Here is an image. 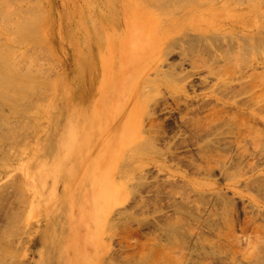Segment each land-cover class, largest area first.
Masks as SVG:
<instances>
[{
	"label": "rangeland",
	"instance_id": "374dc122",
	"mask_svg": "<svg viewBox=\"0 0 264 264\" xmlns=\"http://www.w3.org/2000/svg\"><path fill=\"white\" fill-rule=\"evenodd\" d=\"M8 1L16 55L29 43L51 75L74 74L78 35L100 32L75 88L43 97L38 158L0 161V229L21 202L7 182L30 167L31 235L7 263L264 264V0H114L98 32L96 0ZM66 213L72 232L101 238L93 262L72 237L64 255L35 249L37 230Z\"/></svg>",
	"mask_w": 264,
	"mask_h": 264
},
{
	"label": "bare ground",
	"instance_id": "6f19581e",
	"mask_svg": "<svg viewBox=\"0 0 264 264\" xmlns=\"http://www.w3.org/2000/svg\"><path fill=\"white\" fill-rule=\"evenodd\" d=\"M96 1L97 2L95 3H97V5L95 6V3H93V6L90 5V11H88L90 15V17L88 18L89 19L88 23L93 20L92 21L93 23L92 22L91 23L95 25V26L93 25L94 27L92 26L94 28V29L92 28L93 32H95V30L98 32L99 30L97 29H100L101 27L103 28L107 27L106 18H109L111 16L110 13L111 14L113 13V12H110L111 11L110 9L112 8L110 6L116 3L114 2V0H96ZM111 1H112V4H111ZM116 1L118 2V0ZM164 1H169V0H164ZM124 2L125 1H123V4ZM160 3L162 4L163 1ZM104 8L107 9L106 13L104 12V14L110 15V16L105 17L103 15H100V10L102 9L105 10ZM112 10L114 11V9ZM9 14H10L9 1L0 0V32H1V35H3V37L6 39L5 42L7 44V49L4 50V53H0V161H1V165L4 166V168L6 167L8 169L11 165L17 164V162L20 161L21 159L23 160L24 157L27 156V154L28 156H30L29 158H32V159L38 158L39 153L37 152V146L40 142V137H38L37 134L41 130V128L39 129V127L37 126V123H39L37 122L38 121L37 118L40 116L38 115L39 113L38 110H40L43 107L44 101L46 102V100L48 99L47 93L50 94L51 92H53L54 94L53 93L52 94L58 97L60 93H64L66 89H68L67 82L69 84V88H72V89L73 87L75 88L77 81H75L74 78L80 79L81 71L79 69L87 66L86 64L87 60L84 57L85 46L88 41L89 42L93 41V37H94V43H95V40L96 39L98 40V38L95 37V34H98L100 32V31L98 33L95 32L94 36L90 37L89 39H88L89 35H87L85 31H84L85 34L83 33L79 34L81 36L78 35V42H77V48H76L75 54L73 53L71 57L72 65L74 64L75 59H76L75 73L74 74L71 73L72 75H67L63 77L62 75L57 74L59 72H56L54 75L55 76L58 75V77H54V75H51L53 73L51 66H50V69L46 71L48 68L45 67L46 68L45 69L43 65L40 64L42 62L40 59L42 58L40 59L37 58L39 56L37 55L35 56L36 52L33 55L28 53V50L30 52L29 47H31L29 43L24 46L25 50H22L23 51L22 53L17 52L18 54L20 53L21 55H16V52L14 51L16 49L14 48L13 43H12L13 39L12 37L9 36V33H5V31L9 30L8 23H7L9 19L8 18ZM31 17L29 16V18ZM29 18L27 19L31 20L29 21V23H31L33 26L29 23L28 24L23 23L24 31L35 29V25H34L35 20H32L33 18L32 19H29ZM27 19L26 21L23 19L24 22L27 23L28 22ZM209 21L211 22V20ZM209 25H211V23ZM80 30L81 32L83 31V29L81 28ZM106 42L107 41H105V43ZM51 50L52 49L49 48V52ZM42 54L44 55L45 53H42ZM48 54L49 53H47L46 55L47 57H48ZM54 55L52 56V58H55ZM78 58H80L79 61L77 60ZM43 60H46V59L44 58ZM50 60L53 62L52 59ZM98 65H99V61H98ZM56 70H58V68ZM45 90H46V93H45ZM43 97L47 99L43 101V99H45ZM105 100L106 99H104V101ZM49 104H51V102H49ZM47 105L48 103H45V106ZM51 152H53V150H51L50 148H47V149L44 148L42 150V154H48ZM66 158L69 161L73 159L74 156L66 154ZM56 162L58 163V165H61L60 161H56ZM21 167L22 168L20 169V172H21L20 175H16V177L14 176L13 181L7 182L8 184L6 183L7 188L8 187L13 188L15 185L18 186V190L16 189V186H15V189L17 191H20L21 193V197H20L21 202H18L19 204L16 203L18 205V206L17 205L15 206L16 209L12 208L11 212L7 211L8 213H6L5 219L3 221L4 224L1 225L0 264H8L7 263L8 261H14L17 256L16 252L23 249V245L28 243V240L30 239V235H31L29 234L27 238L22 237L28 233V229L30 228V226L27 223L24 224L26 215L23 214L22 211H20L22 210L21 209L22 206L26 208V206L28 205V203H24V204L22 203L24 202V199H23L24 196L25 198H27V196L29 197V193L27 192V190H24V189L28 185L27 176L29 174L30 167L28 166L27 168L24 165H22ZM11 168L13 167L11 166ZM44 168L45 166H43V170ZM63 172L64 171L61 170V172H59V175H61V173ZM17 182L18 184H16ZM0 188L6 189V186L2 185ZM82 194L83 195H80L79 198L82 200L81 205L85 206L84 204L88 201L89 196H86V194H84V191H82ZM31 197L33 198V196ZM73 199H75V196L73 197ZM3 202H4L3 197L1 196L0 197V212L1 211L3 212L4 210L2 209ZM70 215L71 213H66V218L60 219L58 217L50 221L46 226H43V227L41 226L40 229L37 230L38 236L34 240L33 245L35 249L36 247L38 248L39 255L50 259L51 257L54 258V256L56 257V256L64 255L65 254L64 246L66 242L68 241V239L72 237L74 238L76 242L78 241L82 242V247L80 246V249L82 248L84 259H86V261L88 262H91V261L93 262L94 261L93 258L90 259L89 256L93 251H95V249L99 248L102 240L100 237L95 236L90 241L89 234L83 228H78L76 231L72 232L73 228L72 226L70 227L71 225ZM66 225H68V227H66ZM26 249L24 247V251H26ZM56 261H58V259ZM48 262L47 263L43 262L42 264H48Z\"/></svg>",
	"mask_w": 264,
	"mask_h": 264
}]
</instances>
